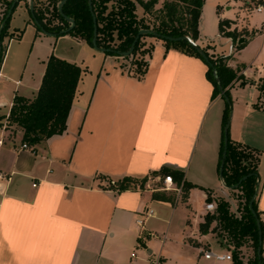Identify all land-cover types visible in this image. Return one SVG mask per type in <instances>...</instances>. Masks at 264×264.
<instances>
[{
  "label": "crops",
  "instance_id": "0c3cea01",
  "mask_svg": "<svg viewBox=\"0 0 264 264\" xmlns=\"http://www.w3.org/2000/svg\"><path fill=\"white\" fill-rule=\"evenodd\" d=\"M159 1L155 8L164 2ZM27 4L29 0H20L16 5L28 13L22 26L9 21L8 34L15 36L22 30L20 36L9 35L2 41L0 116H8L14 96L34 97L50 54L76 63L82 72L61 134L28 148L21 147V130L0 134V264H143L144 254L131 257V252L141 248L151 235V220H167L166 214L179 201L191 216L186 224L194 226L181 244L194 251L195 264H232L231 260L206 259L199 253V249L225 252L214 234L200 233L198 225L206 213L207 191L212 196H229L219 175L217 185L202 179L204 166L209 168L214 162L213 154L219 158V147H213L209 129L213 115L209 113L222 98H211L213 86L206 76L207 65L149 37L152 50L147 71L138 80L129 74V61L122 56L105 55L69 34L54 36L38 31ZM201 18L202 10L196 45L212 44L225 50L226 43L233 44L219 31L217 43L206 39L201 33ZM30 28L32 47L24 61L25 55L20 56L12 47L19 45ZM249 33L243 36L245 44L257 34L264 35V25L251 28ZM224 54L229 57L228 65L240 75L229 89L241 81V85H252L246 99H235L229 135L231 140L260 152L257 172L262 183L257 205L264 217V110L254 105L260 96L256 80L264 76V64L255 59L237 62L229 45ZM9 59L15 63L14 72L5 70ZM243 69L247 76L240 74ZM161 168L183 173L182 180L193 185L186 197L175 182L179 192L162 189L160 176H150ZM189 171L198 177L187 179ZM216 172L219 174L218 164ZM125 176L150 177L142 189L101 187L109 179ZM195 187L202 200L198 210L189 202ZM155 192L167 198H154ZM144 208L151 209L153 215L143 218L140 227L136 220ZM145 250V255L152 253L150 246Z\"/></svg>",
  "mask_w": 264,
  "mask_h": 264
},
{
  "label": "trees",
  "instance_id": "16d2710c",
  "mask_svg": "<svg viewBox=\"0 0 264 264\" xmlns=\"http://www.w3.org/2000/svg\"><path fill=\"white\" fill-rule=\"evenodd\" d=\"M20 1V0H18ZM11 10L10 16L6 18L11 1L2 0L3 9L0 11V24L5 20L0 31L1 52L0 64L2 62L5 46L2 41L5 37L18 38L22 30H18L15 36L8 34V27L11 15L18 3ZM60 0L33 1V16L29 11L31 22L38 31L42 27L45 31L54 36L69 34L72 37L82 40L90 47L93 36V15L96 20V44L104 48L105 55L120 56L119 53L128 50L135 35L140 29H148L158 36L152 34H142L135 42L132 52L123 58L129 61V74L140 80L144 77L148 67V57L151 54L152 45L144 47V38L153 37L161 39L166 49L173 48L188 55L200 58L206 65V76L211 82L212 96L222 95L221 91L228 98L222 121L221 143L219 148L218 173L222 162L223 153V129L227 123L229 100V88L233 81L240 78L238 69H233L224 62V57H214L207 46H199L205 53L206 62L199 54L198 50L187 40H169L161 36H187L193 41L199 38V18L201 15L204 0H164L159 8H155L158 0H65L62 4V12L66 17L74 20L73 27L66 33L62 30L69 27L70 23L58 11ZM253 4H262V0H252ZM142 13H138V9ZM6 18V19H5ZM34 19L39 26L34 23ZM225 20L219 19L218 31L220 34L231 37L233 43L238 42L241 36L247 34L238 33L237 30L226 31ZM253 33L250 34L252 36ZM245 42L237 43V48H242ZM228 56H226L227 58ZM82 69L74 62L50 54L45 62L44 73L40 85L33 98L27 99L22 96H14L13 103L8 116H0V120L5 119L11 132L21 130V142L34 146L46 140L54 134H61L66 128V117L72 104L76 87L80 79ZM241 84L243 81L240 82ZM260 96L254 104L256 108L264 110V105L260 104L262 93L264 92V81L257 83ZM221 88V89H220ZM224 98V97H223ZM260 152L257 149L237 143L227 135L226 155L223 161L221 176L223 183L228 187L230 199L233 205L223 196H212L207 191L206 202H213V211H206L203 221L199 223L200 233L212 232L216 241L225 245L229 241L233 245L231 250L232 264H243L241 254L243 246L250 242L253 247V264H264V217L262 211L258 209L257 198L260 192L262 180L257 172V165ZM172 174L176 185L181 187L182 197L187 196L188 190L193 185L183 181V173L161 168L158 172H153L150 176H160V184L165 175ZM247 175L237 186V182ZM150 176L142 178L125 176L116 179L114 185L101 186L105 189L122 191L133 188H144ZM110 180V179H109ZM258 191L252 202V210L249 208V201L256 188ZM154 198H167L157 192L153 193ZM260 224L261 246L260 254L258 248V228ZM227 248L229 245H225Z\"/></svg>",
  "mask_w": 264,
  "mask_h": 264
},
{
  "label": "rangeland",
  "instance_id": "374dc122",
  "mask_svg": "<svg viewBox=\"0 0 264 264\" xmlns=\"http://www.w3.org/2000/svg\"><path fill=\"white\" fill-rule=\"evenodd\" d=\"M44 3L47 0H42ZM164 0H160L159 2H163ZM246 1L250 2L251 0H204L202 6V18H201V33L206 39H212L215 43L218 41L217 33H218V21L220 18L225 20L224 27L226 31L237 30L238 33L243 34H250L249 31L251 28H260L261 25H264V5L262 4L263 11L257 12L254 10V5L250 6L245 3ZM218 5V6H217ZM218 10V12H217ZM138 13H141V9H138ZM27 11L24 10V7H20L19 5L16 7L14 11L10 24L11 25H18L22 26L23 19L27 17ZM230 17V18H224ZM247 31V33H246ZM257 31H261L260 29ZM256 31V32H257ZM33 29H26L22 39L20 40L19 45L18 43H14L12 50L16 49L19 50L20 56L25 55L24 61L29 58L30 50L32 47V33ZM40 38H47L45 35H41ZM45 40V39H43ZM148 38H144L143 42L145 43L144 47H148ZM192 40V39H191ZM223 38L221 41L223 42ZM193 41V40H192ZM195 44V41H193ZM229 43L224 45V49H219L216 45L207 44L209 52L214 57H224V62L228 65L229 57L226 58L224 52L228 50ZM235 48L230 50L233 52L235 60L237 62H244L248 63L255 59L258 62L264 64V35L257 34L254 38L248 41L242 48H237L236 43H234ZM19 56V53L18 55ZM229 66V65H228ZM15 63L9 59L6 64L5 70H10L12 72L15 71ZM257 83L264 81V76L259 77ZM252 85L249 83H245L241 85V83L236 84L233 88L229 89V100L230 104L228 106V113H227V122H229L228 126V134L230 133L231 123H232V116H233V105L235 99H246L248 97L247 90L249 92L250 87ZM260 104L264 105V92L262 93V98L260 100ZM227 105V100L223 97L214 103L211 108L209 114L212 113L213 118L211 119L209 129L211 130V136L213 137V147H219L221 143V131H222V121L224 118V111ZM215 114V115H214ZM12 130V127L9 126L5 119L0 120V134L9 133ZM230 137V135H229ZM209 146L205 147L208 150ZM218 148V150H219ZM218 154H213L212 159L214 162L209 168L204 166V172H202V179H207V181H211L212 183L219 182V177L216 172V166L218 164L219 158ZM210 157V156H209ZM211 159V158H210ZM208 161L207 157H205V162ZM187 179H193L198 177L197 174L192 172H188ZM163 185V184H162ZM230 193V192H229ZM200 191L195 187L190 193V204L193 209L200 208L202 206V200L199 197ZM223 195V194H222ZM223 197L227 198L226 195ZM234 207V205L232 204ZM155 214L158 213L155 210ZM160 215V214H159ZM189 216V212L185 205L182 202H178L174 209L169 210L168 214H166L164 221L160 220H151L152 227L149 228L151 231V235L149 237L146 236V242L142 245L141 248H135L133 252L138 256V252H142L144 254L145 263L143 264H195L193 260L194 251L186 246L181 244L183 237L189 233L194 226H190L186 224V219ZM143 234V233H142ZM144 236V234H143ZM225 245L221 246L225 249V252H229L231 254V250L233 249V245L229 241H225ZM146 246H150L152 249L151 254L145 255V248ZM243 254H241V258L243 264H253V247L250 242H247L245 246L241 249ZM228 264V261L226 262ZM132 264V263H130ZM134 264V263H133Z\"/></svg>",
  "mask_w": 264,
  "mask_h": 264
},
{
  "label": "water",
  "instance_id": "95a60500",
  "mask_svg": "<svg viewBox=\"0 0 264 264\" xmlns=\"http://www.w3.org/2000/svg\"><path fill=\"white\" fill-rule=\"evenodd\" d=\"M17 1H18V0H12V2H11V4H10V7H9V9H8V12H7L6 18H8V17L10 16L11 10L13 9V7L15 6V4H16ZM64 1H65V0H60L59 3H58V5H57V7H58V11H59V13L61 14V16H63V17H64V18L70 23V25H69L68 28L62 30L64 33H66V32H68V31L73 27V25H74V20H73L72 18L66 17V16L63 14V12H62V4L64 3ZM88 6H89V9H91V1H90V0H88ZM29 11H30V13H31L32 16H33V1H32V0H29ZM6 18H5V19H6ZM4 22H5V20H3V21L1 22V24H0V31H1V28L3 27V25H4ZM34 23L37 24V25L39 26V23H38L35 19H34ZM40 29H41V32H43V33H45V34H51V33L47 32V31H45L42 27H40ZM96 32H97V29H96V20H95V17H94V15H93V36H92L91 43H92V46H93L94 49H96V50H98V51H100V52H104L105 49H104V48H100V47H98L97 44H96ZM142 34H152V35H154V36H158V34L152 32V31H150V30H148V29H140V30L137 32V34L135 35V37H134V39H133V41H132L130 47L128 48V50L120 52L119 55L122 56V57H123V56H128V55L132 52V50H133V48H134V45H135V42L137 41V39H138ZM161 37H162V38L169 39V40H181V39L187 40L191 45H193V46L198 50V52H199V54L202 56V58H203L206 62L208 61V59H207L205 53L203 52V50H202L200 47H198L196 44H194L193 42H191L189 37H187V36L171 37V36H164V35H162ZM243 41H244V37L241 36V37L239 38V40H238L237 43L239 44V43H242ZM0 52H1V41H0ZM220 89H221V88H220ZM221 93H222L224 99L228 100V98H227L226 95L224 94V91H223V90L221 91ZM228 126H229V122H227V123L225 124L224 129H223V142H224V147H223V153H222V162H221V164H220V168H219V176H220V179H221L222 181H223V179H222V176H221V171H222V167H223V161H224V158H225V155H226V143H227V135H228ZM246 177H247V175L243 176V177L237 182V184H235L234 186H237V185H238L243 179H245ZM223 184H224V183H223ZM258 185H259V182H257L256 188H255V190H254V192H253V194H252V196H251V199H250V201H249V208H250L251 210H252V202H253V200L255 199L256 194H257V191H258ZM224 186H225V184H224ZM227 199L229 200V202H230L231 204H233L229 196H227ZM256 224H257V228H258V248H257V253H258V255H259V254H260V246H261L262 240H261V233H260V224H259L258 220H256Z\"/></svg>",
  "mask_w": 264,
  "mask_h": 264
},
{
  "label": "built area",
  "instance_id": "2783aa9c",
  "mask_svg": "<svg viewBox=\"0 0 264 264\" xmlns=\"http://www.w3.org/2000/svg\"><path fill=\"white\" fill-rule=\"evenodd\" d=\"M245 3H247L249 5V7L254 5V10L257 11V12H260L262 10V5L261 4H253L252 0L250 2L246 1ZM229 38L231 39V37H229ZM190 41L193 42L191 39H190ZM236 44H237V42H236ZM234 48H235L234 43L229 46L230 50H233ZM240 74L243 75V76H247L246 69L241 70ZM0 143H1V140H0ZM21 147L22 148H28L29 146L26 143H22ZM158 180H160V179L158 178ZM162 183H163L162 189L174 188L178 192L180 190V188L175 187L173 178H172V176L170 174L163 176ZM105 184L106 185H114L115 184V180L114 179L107 180L105 182ZM204 208H205L206 211H210L211 212V211L214 210L215 205H214L213 202H206L204 204ZM140 214H141L140 218H138L136 220V223L138 224V226L142 227L143 224H144V219L143 218H147V217L152 216L153 215V211L151 209H145L144 208L141 211ZM199 253L201 254V256H203L206 259H214L216 261H226V260H231L232 259L231 254L229 252H219V251H213L211 249H199ZM130 256L131 257H135L136 254L134 252H131Z\"/></svg>",
  "mask_w": 264,
  "mask_h": 264
}]
</instances>
